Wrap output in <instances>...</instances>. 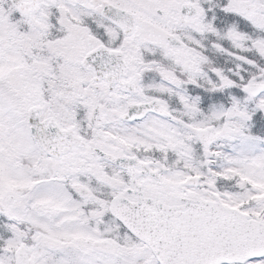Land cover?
<instances>
[{"label": "snow or ice", "instance_id": "snow-or-ice-1", "mask_svg": "<svg viewBox=\"0 0 264 264\" xmlns=\"http://www.w3.org/2000/svg\"><path fill=\"white\" fill-rule=\"evenodd\" d=\"M0 264H264V0H0Z\"/></svg>", "mask_w": 264, "mask_h": 264}]
</instances>
